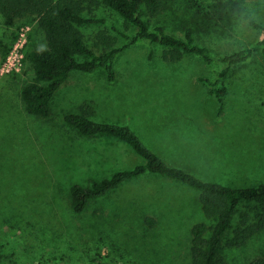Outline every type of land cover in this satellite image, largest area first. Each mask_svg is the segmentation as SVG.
Instances as JSON below:
<instances>
[{"label": "rangeland", "instance_id": "374dc122", "mask_svg": "<svg viewBox=\"0 0 264 264\" xmlns=\"http://www.w3.org/2000/svg\"><path fill=\"white\" fill-rule=\"evenodd\" d=\"M210 1L239 11L233 32L208 40L213 54L250 47L262 37L246 22L264 26V0ZM95 15L120 32H133L108 9ZM162 24L181 35L180 23ZM79 30L90 47L99 31L117 37L103 25ZM0 42V264H189V229L204 221L193 189L145 175L73 212L72 185L86 187L141 163L127 145L81 137L63 122L84 102L92 103L93 120L130 126L171 166L234 188L264 184V63L258 56L231 70L219 116L198 79H212L220 64L189 55L166 63L162 48L141 42L116 58L112 84L101 72L72 73L54 96L50 116L39 119L25 113L20 90L33 81L25 53L44 46L42 32L32 21L8 26L0 18ZM123 42L117 37V46ZM3 46L9 50L5 59ZM9 58L14 67L5 73L1 67ZM224 254L230 264L264 262V230Z\"/></svg>", "mask_w": 264, "mask_h": 264}, {"label": "trees", "instance_id": "16d2710c", "mask_svg": "<svg viewBox=\"0 0 264 264\" xmlns=\"http://www.w3.org/2000/svg\"><path fill=\"white\" fill-rule=\"evenodd\" d=\"M100 8L115 13L123 21L124 30L132 29L133 32L125 34L106 19L95 17ZM211 9L216 10L213 15L206 12ZM0 18L8 26L35 22L43 34L44 46L25 53L33 81L24 84L20 90L25 113L39 119L50 116L54 96L72 73L93 75L101 72L105 81L112 84L116 81V58L125 49L141 42L162 48L161 60L166 63H176L189 55L207 65L220 64L222 67L214 72L212 79H198L216 101L217 116L222 113L228 95L231 70L245 66L254 56L264 63V26L252 20L246 24L260 31L262 37L257 42L222 55L212 53L208 40L215 35L218 39L223 38L222 33L228 35L236 28L239 11L229 3L221 6L210 0H0ZM163 20L180 23L181 35L168 31ZM86 25L108 26L123 39V45L117 46V37L103 30L94 35L92 46H88L79 30ZM16 37L12 33L10 38L13 41ZM3 48L2 59H5L9 50ZM151 56L152 52L149 58ZM93 115L92 103L84 102L77 112L65 114L63 122L81 137L105 136L127 145L141 163L93 181L86 187L72 185L69 195L74 213H82L90 201L105 197L124 183L155 175L198 193L197 203L204 221L189 229V264H230L225 258V250L243 246L264 230V184L234 188L204 181L183 168L169 165L130 126L96 121ZM206 221L212 224L208 225ZM145 222L149 227L155 224L150 218ZM251 264L264 262L254 260Z\"/></svg>", "mask_w": 264, "mask_h": 264}, {"label": "built area", "instance_id": "2783aa9c", "mask_svg": "<svg viewBox=\"0 0 264 264\" xmlns=\"http://www.w3.org/2000/svg\"><path fill=\"white\" fill-rule=\"evenodd\" d=\"M18 57V55H15V58ZM14 67V63L10 61V58L6 60L5 63L2 64L1 70L5 71V73H8L12 70Z\"/></svg>", "mask_w": 264, "mask_h": 264}]
</instances>
